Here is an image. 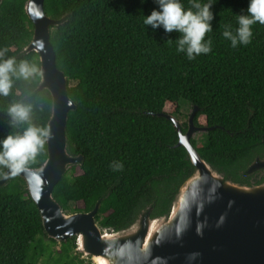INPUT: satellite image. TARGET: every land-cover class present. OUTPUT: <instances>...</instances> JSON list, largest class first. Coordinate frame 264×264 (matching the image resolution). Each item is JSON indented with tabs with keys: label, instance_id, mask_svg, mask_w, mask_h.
I'll use <instances>...</instances> for the list:
<instances>
[{
	"label": "trees",
	"instance_id": "obj_1",
	"mask_svg": "<svg viewBox=\"0 0 264 264\" xmlns=\"http://www.w3.org/2000/svg\"><path fill=\"white\" fill-rule=\"evenodd\" d=\"M180 2L189 7L188 0ZM25 3L1 1L0 49L4 59L27 61L38 74L13 79L9 95L0 97V138L26 127L9 125L11 103L30 104L31 123L41 127L50 117V94L37 91L38 54L25 52L33 32ZM246 7L247 0H213L212 30L205 34L211 50L188 60L175 50L176 32L142 23L156 8L154 0H44L48 18L65 19L50 29L49 41L76 105L68 114L67 150L83 157L53 189L64 212L86 213L100 201L96 222L114 232L131 226L148 207L150 218L167 215L194 173L186 151L176 147L173 123L158 116L178 119L181 102L198 108L196 127L212 128L200 143L191 140L199 156L224 179L251 185L254 175L246 169L264 157V25L252 26L244 46L232 48L221 36L225 25L235 28V15ZM181 129L187 130L186 123ZM46 158L45 141L27 168ZM117 162L122 167L114 170ZM263 180L264 173L257 183ZM75 249L74 237L57 243L46 236L21 178L0 187V264H85Z\"/></svg>",
	"mask_w": 264,
	"mask_h": 264
},
{
	"label": "water",
	"instance_id": "obj_2",
	"mask_svg": "<svg viewBox=\"0 0 264 264\" xmlns=\"http://www.w3.org/2000/svg\"><path fill=\"white\" fill-rule=\"evenodd\" d=\"M43 4L44 0H26L24 10L33 32L25 52L38 54L37 91L46 90L51 97L47 158L40 167L27 168L15 176L24 181L46 236L57 243L74 237L76 252L94 263L264 264V180L257 183L264 173V157L254 159L246 169L248 175H254L250 186L224 179L191 144L196 133L212 129L193 124L197 107L192 108L184 133L175 117L158 115L173 123L178 134L176 147L186 151L194 168L167 215L150 218L148 207L131 226L114 232L96 222L100 201L86 213L67 214L61 209L52 197L53 189L71 166L82 165L83 157H74L67 150L66 124L76 105L68 97L66 78L56 68L49 41L50 29L65 19L48 18ZM15 176L1 178L0 187Z\"/></svg>",
	"mask_w": 264,
	"mask_h": 264
},
{
	"label": "clouds",
	"instance_id": "obj_3",
	"mask_svg": "<svg viewBox=\"0 0 264 264\" xmlns=\"http://www.w3.org/2000/svg\"><path fill=\"white\" fill-rule=\"evenodd\" d=\"M154 3L156 8L143 16L145 26L159 27L165 33L176 32L175 50L188 60L210 52L211 41L205 39V34L212 30L213 13L210 9L213 0H188L187 8L180 0H154ZM235 17V28L225 25L221 32L232 48L250 43L254 24L264 25V0H247L244 12ZM4 51L0 49V97L9 95L13 79L27 81L38 74L37 67L27 61L17 62L14 57L4 59ZM31 111L32 106L23 103H11L6 108L12 128L21 124L26 127L0 138V178L26 171L29 162L43 149L49 129L31 123ZM112 166L114 170L122 167L118 162Z\"/></svg>",
	"mask_w": 264,
	"mask_h": 264
},
{
	"label": "rangeland",
	"instance_id": "obj_4",
	"mask_svg": "<svg viewBox=\"0 0 264 264\" xmlns=\"http://www.w3.org/2000/svg\"><path fill=\"white\" fill-rule=\"evenodd\" d=\"M191 106L187 103H184V102H181V107H180V114L178 116V123L179 125L181 126L182 124L186 123L187 122V119H188V116L190 115L191 113ZM203 135L204 133H196L194 136H193V140L196 142V143H200L202 140H203ZM70 207H73V206H70ZM67 214H72L71 211L69 212H66ZM75 252H76V249H75ZM77 254L81 255L80 253L76 252ZM82 256V255H81ZM82 259L85 260V264H87V262H90L91 264H94L93 260H91L90 258H87L85 256H82Z\"/></svg>",
	"mask_w": 264,
	"mask_h": 264
},
{
	"label": "bare ground",
	"instance_id": "obj_5",
	"mask_svg": "<svg viewBox=\"0 0 264 264\" xmlns=\"http://www.w3.org/2000/svg\"><path fill=\"white\" fill-rule=\"evenodd\" d=\"M96 262H97V264H104V262L102 260H96L94 264H96Z\"/></svg>",
	"mask_w": 264,
	"mask_h": 264
}]
</instances>
